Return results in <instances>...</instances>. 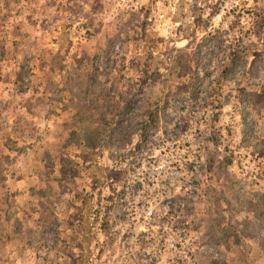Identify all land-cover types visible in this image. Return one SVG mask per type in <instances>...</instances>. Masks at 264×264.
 Here are the masks:
<instances>
[{
  "label": "rangeland",
  "instance_id": "rangeland-1",
  "mask_svg": "<svg viewBox=\"0 0 264 264\" xmlns=\"http://www.w3.org/2000/svg\"><path fill=\"white\" fill-rule=\"evenodd\" d=\"M0 264H264V0H0Z\"/></svg>",
  "mask_w": 264,
  "mask_h": 264
},
{
  "label": "trees",
  "instance_id": "trees-1",
  "mask_svg": "<svg viewBox=\"0 0 264 264\" xmlns=\"http://www.w3.org/2000/svg\"><path fill=\"white\" fill-rule=\"evenodd\" d=\"M3 160H5V157H1L0 156V165H1V162L3 161ZM4 180H5V177L4 176H0V183L2 184V182H4Z\"/></svg>",
  "mask_w": 264,
  "mask_h": 264
}]
</instances>
